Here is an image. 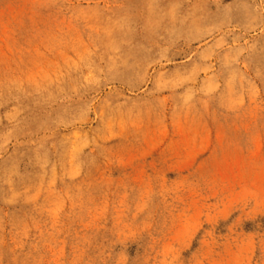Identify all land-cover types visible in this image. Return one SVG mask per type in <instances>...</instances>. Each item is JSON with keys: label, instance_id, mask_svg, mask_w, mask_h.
Wrapping results in <instances>:
<instances>
[{"label": "rangeland", "instance_id": "1", "mask_svg": "<svg viewBox=\"0 0 264 264\" xmlns=\"http://www.w3.org/2000/svg\"><path fill=\"white\" fill-rule=\"evenodd\" d=\"M0 264H264V0H0Z\"/></svg>", "mask_w": 264, "mask_h": 264}]
</instances>
